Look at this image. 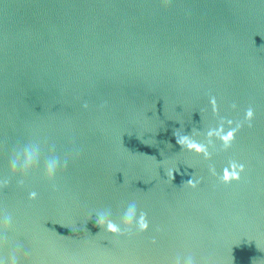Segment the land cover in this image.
Segmentation results:
<instances>
[{
    "label": "water",
    "instance_id": "water-1",
    "mask_svg": "<svg viewBox=\"0 0 264 264\" xmlns=\"http://www.w3.org/2000/svg\"><path fill=\"white\" fill-rule=\"evenodd\" d=\"M187 256L264 264V0H0V264Z\"/></svg>",
    "mask_w": 264,
    "mask_h": 264
},
{
    "label": "clouds",
    "instance_id": "clouds-1",
    "mask_svg": "<svg viewBox=\"0 0 264 264\" xmlns=\"http://www.w3.org/2000/svg\"><path fill=\"white\" fill-rule=\"evenodd\" d=\"M250 110L248 112V115H250ZM212 130H209L208 135H212ZM176 142L184 147H187L189 149H195L197 151L203 152L205 155H207L206 146L204 144H201L197 141H194L191 139V137L187 133H174ZM229 136H231V132L229 133ZM228 137H224L225 140H227ZM37 159V150L31 147H25L22 150H20L14 157L10 160V167L11 169L15 170L16 168L21 169H27L30 167ZM59 161L55 157H51L48 159V161L45 163V173L49 177H51L58 166ZM239 167L242 168V165ZM225 180L229 179V176L227 174L223 177ZM231 178H238V173L233 171L231 173ZM36 195L35 192H30L29 196L34 197ZM108 212L106 210H100L96 213L97 223H102L105 225L106 229L111 232H119L121 231V227L116 224L111 219H108ZM5 223L10 221V217H5ZM133 220H135L137 226L140 229H144L147 227V221L144 218V213L141 212L138 216L136 214V206L134 203L129 204V206L124 210L122 215V222L127 226L131 225ZM184 264H193V260L191 256H187L184 258Z\"/></svg>",
    "mask_w": 264,
    "mask_h": 264
}]
</instances>
